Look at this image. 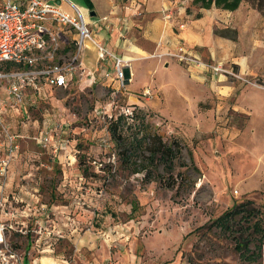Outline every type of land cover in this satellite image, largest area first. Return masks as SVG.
I'll return each mask as SVG.
<instances>
[{"label": "rangeland", "instance_id": "obj_1", "mask_svg": "<svg viewBox=\"0 0 264 264\" xmlns=\"http://www.w3.org/2000/svg\"><path fill=\"white\" fill-rule=\"evenodd\" d=\"M236 14V29L221 35L235 43L232 51L244 68H263L264 18L248 5ZM242 76L247 82L227 77L222 83H232L233 90L218 89L231 96L218 99L214 93L202 107L206 116L195 135L147 105L130 103L125 91L103 85L78 80L65 90L33 94L23 109L10 108L0 87V110L5 109L0 117V233L12 264H29L24 251L32 244L33 256L50 248L67 264L84 259L115 264L118 254L132 252L138 264H152L146 245L162 259L157 264H264V247L259 253L255 249L262 234L253 228L246 232L254 239L246 256L256 254L246 260L235 250L238 235L221 232L215 223L244 206L255 213L250 226L259 223L264 232V175L255 174L264 170V130L254 144H236L235 134L246 129L247 118L232 110L244 108L249 94L264 92V73ZM147 89L151 95L145 97ZM144 90L135 93L138 100L153 101L150 87ZM217 106L223 107L220 116ZM219 122L228 129L227 138ZM55 128L52 144L44 147L41 134ZM6 134L15 137L14 144ZM153 135L178 143L172 163L150 157ZM15 216L18 223L11 228ZM0 264L9 261L0 258Z\"/></svg>", "mask_w": 264, "mask_h": 264}, {"label": "crops", "instance_id": "obj_2", "mask_svg": "<svg viewBox=\"0 0 264 264\" xmlns=\"http://www.w3.org/2000/svg\"><path fill=\"white\" fill-rule=\"evenodd\" d=\"M69 1L83 12L95 38L108 50L130 62L126 75L127 77L131 75L132 81L125 90V93L129 95L128 101L134 105H140V107L147 105V110H152L162 119L168 117L169 124L178 126L188 133L195 135L202 131H199L200 119L202 120L206 116L202 107L210 101L214 93L218 99L220 97L226 99L231 96L232 92L224 96L218 92V89L233 90V84L231 83L228 87L224 86L222 83H226L228 80L225 77L213 78L202 70L187 68L170 59H154L153 55L160 51H175L179 45H184L206 62L234 65L241 75L258 76L260 73H264V66L263 68L258 66L244 68L232 51L235 48V43L221 35L228 29H236L238 25L236 13L245 5L235 12L215 8L211 10L193 9V13L188 15L187 9L192 0ZM63 5L64 10L71 12L67 4ZM166 16H169L170 19H167ZM105 18L107 21H104ZM159 43H162V49L158 48ZM74 50L72 45L65 46L61 54L64 58H68L74 54ZM112 68V62L100 64L96 51L90 47L84 52L82 70L75 75L69 87L80 80L82 85L85 83L92 86L103 85L119 92L113 78L106 79L104 77L105 70L112 71L113 74ZM112 77L114 76L112 75ZM146 87H150L154 99L143 104L135 93H141L142 89L144 90ZM46 90L51 89L46 87L44 91ZM27 98L30 101L33 98V93L29 92ZM262 100H264V92L251 93L244 99V108L239 106L232 108L236 113H240L238 115L247 118L246 129L244 131L240 129L235 134L236 144H254L255 137L264 130ZM230 109L228 108L227 111ZM222 110L223 107L217 106L219 116ZM184 114L187 118L180 119ZM219 123V129L224 134L222 136L227 138L228 129H221L224 123ZM2 145L0 144V149ZM53 147H55L54 152L56 153V145L53 144ZM61 147L64 148V146ZM62 148L61 151L64 150ZM255 174H260L261 178L264 175V170L262 172L258 168L255 170ZM17 223L15 216L10 227L17 226ZM36 223L40 224L41 222L37 221ZM2 225L0 216V226ZM3 238L0 233V258L8 260L9 264H12L11 253H8L2 246L4 243L7 247L8 241L4 239L2 242ZM11 241L10 245H12ZM34 248L35 246L32 244L29 252H27L28 249L24 251L25 256L28 254L31 257L29 264H67L60 254H52L50 248L38 250V254L33 256ZM145 250L148 256V259H145L152 260V264L162 262L161 258L157 260L151 247L146 245ZM25 252L27 253L25 254ZM138 257L135 252L120 253L115 264H138ZM84 260L83 264H101L99 259H94V262ZM146 263L143 262V264Z\"/></svg>", "mask_w": 264, "mask_h": 264}, {"label": "built area", "instance_id": "obj_3", "mask_svg": "<svg viewBox=\"0 0 264 264\" xmlns=\"http://www.w3.org/2000/svg\"><path fill=\"white\" fill-rule=\"evenodd\" d=\"M63 4H67L71 12L64 10ZM166 18L170 19L169 16ZM71 45L74 54L64 58L63 48ZM90 47L96 51L100 64L112 62L113 74L105 70L104 77L113 78L118 90L125 91L132 81L131 75H126L130 62L95 38L83 12L75 4L69 0H0V87L7 92L10 108L25 106L29 92L37 96L42 95L46 87L67 89L82 70L84 52ZM162 47L159 43L158 48ZM152 57L176 61L187 68L202 70L213 78L231 77L247 82L231 65L206 62L184 45H179L175 51H160ZM150 95L148 89L143 91V96ZM4 110H0V117ZM0 127L3 128L1 118ZM57 133L56 128L44 132L39 142L47 147ZM6 137L14 144L15 137L8 134Z\"/></svg>", "mask_w": 264, "mask_h": 264}, {"label": "trees", "instance_id": "obj_4", "mask_svg": "<svg viewBox=\"0 0 264 264\" xmlns=\"http://www.w3.org/2000/svg\"><path fill=\"white\" fill-rule=\"evenodd\" d=\"M242 5H248L251 9L259 13L264 18V0H192L190 7L187 9V14H192L193 9L211 10L214 8L227 12H235L240 9ZM116 127V125L112 126L115 137L116 135H119ZM150 137L151 138H149V142L151 144H148L150 157L153 158L159 156L161 159L172 163L175 151L179 152L177 146H175V144L178 143L174 141L170 144H167L163 142L160 136L153 135ZM120 139L121 138L119 137L118 142H121ZM171 188H173V186L169 187V189ZM238 215H242V217L237 222L236 217ZM253 217H255L254 211L251 212L246 210L244 206H238L233 208V210L228 211L226 214H224V216L215 221L216 226L220 228L221 232H224L225 234L229 233L234 235V237L238 235V237L235 238V250L241 255V257H245L246 260L255 259L254 255H256L252 252L249 253L248 257L246 256V253L249 251V246L254 240L252 233L245 236L247 231L253 228V232L260 235L262 234L258 240V244L255 246V249L258 250V253L264 247V243L261 242L262 240L264 241V232L262 231L263 226L259 223H255L250 226V219ZM242 223L244 224L242 225Z\"/></svg>", "mask_w": 264, "mask_h": 264}, {"label": "water", "instance_id": "obj_5", "mask_svg": "<svg viewBox=\"0 0 264 264\" xmlns=\"http://www.w3.org/2000/svg\"><path fill=\"white\" fill-rule=\"evenodd\" d=\"M56 4H57V5H60V2H59V1H57V2H56Z\"/></svg>", "mask_w": 264, "mask_h": 264}]
</instances>
